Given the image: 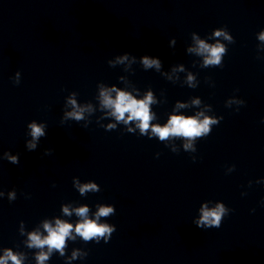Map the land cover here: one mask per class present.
<instances>
[{
	"label": "clouds",
	"instance_id": "9594fccd",
	"mask_svg": "<svg viewBox=\"0 0 264 264\" xmlns=\"http://www.w3.org/2000/svg\"><path fill=\"white\" fill-rule=\"evenodd\" d=\"M213 35L215 37L223 36L224 39L228 40L229 43H233L232 37L228 36L223 29H217L214 31ZM259 39L264 41V32H261ZM197 48L192 49L198 54H207L204 59L205 66H216L223 67L222 56L227 55L226 48L217 41L215 45H209L203 40H197ZM127 59V56L120 58ZM143 64L147 67H152L155 65L157 68L160 66V61L156 59H149L148 56L143 57ZM20 72L16 73V78L14 79L15 84L20 83ZM192 80V77L189 76V81ZM110 91H116V97L112 98ZM102 97V104L106 108L112 109L111 115H113L117 121H123L125 124H128L130 121H139L137 127L140 129L141 134L147 133L150 128V121L153 119L152 114H150L149 105L153 103L152 94L149 93L145 99L137 100L131 94L124 91H118L113 88L111 90H102L100 93ZM73 106H75V100H70ZM198 103V101H196ZM182 106V105H181ZM84 109L79 111H73L67 113V116L74 118L79 121L82 117V112ZM125 113H128L127 119H125ZM223 119L221 116L219 122L217 120L205 118L203 121H199L195 117H186L182 115H172L168 123L161 127L159 125H152L151 132L157 135L160 140H165L169 136L177 137H199L209 135L211 133L210 125L219 124ZM31 128V136L33 140H38L39 137L44 135L43 127L37 125L35 122L27 125ZM109 127H114L110 125ZM129 131H133L129 129ZM29 150H34L36 144L29 142L27 145ZM185 149L191 148L190 144L184 145ZM49 150H45L47 153ZM7 155V153H6ZM8 159L13 163H19L17 157L8 156ZM79 186V185H78ZM97 190V185L94 183L84 184L79 186V191L81 194H84L88 191ZM15 198V193H9V199L12 200ZM64 213L71 215V212L67 207L63 209ZM228 209L225 208L223 204H217L213 209H209L206 205L201 208L200 219L195 221V224L198 228H220L222 225V217L226 215ZM76 215L84 218L81 222L76 224L74 231L79 236L83 238L84 241H91L94 237H104L105 234H108L110 237L115 231L116 226H108L106 224H99L96 220L88 219L87 214L89 209L87 206H83L75 209ZM110 214L115 215L114 206H101L99 211L96 213L97 219L101 216L107 217ZM45 231L47 232L46 236H41L39 232H32L28 234L27 247L30 249H39V253L36 255L37 264H44L46 260L49 259V256L52 253V250L55 249L60 252V255H64L65 241L66 238L70 236V233L73 231V225L67 222H62L57 219L55 226H52L48 222H45L43 225ZM74 239V237H73ZM109 240L105 239V243ZM99 240H96V243H99ZM47 248V252L44 249ZM79 255L78 252L73 253V258ZM23 257L19 254H14L11 249H5L4 256L0 257V264H8V261L11 260L12 264H22Z\"/></svg>",
	"mask_w": 264,
	"mask_h": 264
}]
</instances>
